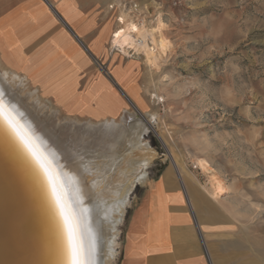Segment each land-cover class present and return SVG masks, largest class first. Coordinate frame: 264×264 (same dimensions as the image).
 I'll return each mask as SVG.
<instances>
[{
  "label": "rangeland",
  "instance_id": "1",
  "mask_svg": "<svg viewBox=\"0 0 264 264\" xmlns=\"http://www.w3.org/2000/svg\"><path fill=\"white\" fill-rule=\"evenodd\" d=\"M108 14L113 25L110 68L99 66L120 80L139 111L122 100L113 83L109 111L96 118L67 114L27 81L22 94L29 104L37 103L39 116L47 117L53 128L68 125L75 132L107 121L132 131L134 114L148 128L139 139L142 148L126 155L128 165L116 159L105 168L111 177L105 174L104 185L115 183L123 166L127 178L122 186L130 189L111 264L118 262L130 211L145 182L165 163L178 174L193 173L211 184L214 178L221 180L241 213L253 211L254 264H264L259 258L264 255V0H111ZM122 15L149 28L159 20L166 23L171 47L157 66L144 53H124L112 45ZM0 70L8 71L1 63ZM200 158L208 161L210 171L200 167ZM144 171L147 175L139 180Z\"/></svg>",
  "mask_w": 264,
  "mask_h": 264
},
{
  "label": "crops",
  "instance_id": "2",
  "mask_svg": "<svg viewBox=\"0 0 264 264\" xmlns=\"http://www.w3.org/2000/svg\"><path fill=\"white\" fill-rule=\"evenodd\" d=\"M110 2L1 0V65L69 115L96 118L108 112L112 83L138 110L107 72ZM212 187L165 163L130 211L117 264H254L253 211L241 213L229 191L216 195ZM259 258L264 261V255Z\"/></svg>",
  "mask_w": 264,
  "mask_h": 264
},
{
  "label": "bare ground",
  "instance_id": "3",
  "mask_svg": "<svg viewBox=\"0 0 264 264\" xmlns=\"http://www.w3.org/2000/svg\"><path fill=\"white\" fill-rule=\"evenodd\" d=\"M125 16L120 17L122 26L113 34L112 45L124 53L129 50L144 53L146 60L157 66L171 47L164 33L166 23L158 19V24L149 28ZM24 87L22 77L0 70V98L16 118L30 129L50 160L85 258L89 264H111L116 254L118 224L130 189L122 186L121 181L127 178L123 166L118 170V179L113 180L115 183L108 180L111 185H104L107 180L105 174L110 176L105 168L116 159H124L120 164L128 165L126 160L131 159L128 158L131 151L141 147L139 139L148 128L134 113L132 117L136 121L129 126L130 132L125 130V124V129L121 124V128L116 129L113 123L107 121L101 125H84V129L75 132H69L68 125L66 128L58 125L53 128L47 117L39 116L37 103L27 102L25 97L28 96L22 94ZM125 117L128 119V115ZM198 164L205 171L211 170V165L204 158L198 159ZM109 169L111 171V166ZM146 175L144 171L138 179L142 180ZM0 177L17 191L12 197V204L23 240V246H19L22 264H71L67 227L55 204L48 178L3 119H0ZM212 186L216 195L225 189L223 182L217 178L212 180Z\"/></svg>",
  "mask_w": 264,
  "mask_h": 264
},
{
  "label": "snow or ice",
  "instance_id": "4",
  "mask_svg": "<svg viewBox=\"0 0 264 264\" xmlns=\"http://www.w3.org/2000/svg\"><path fill=\"white\" fill-rule=\"evenodd\" d=\"M117 35H119V33H117ZM0 119L5 121L10 130L20 141L22 147L31 155L36 165L48 178L55 204L59 208L60 214L64 219V224L67 227L71 264H89V261L84 256L82 246L77 241L76 229L72 222V216L65 203L64 193L58 185L57 177L52 169L50 160L37 143V138L30 129L22 124L13 112L7 108L2 98H0Z\"/></svg>",
  "mask_w": 264,
  "mask_h": 264
},
{
  "label": "water",
  "instance_id": "5",
  "mask_svg": "<svg viewBox=\"0 0 264 264\" xmlns=\"http://www.w3.org/2000/svg\"><path fill=\"white\" fill-rule=\"evenodd\" d=\"M16 193L15 187L0 177V264H22L19 246H23V240L12 204V197Z\"/></svg>",
  "mask_w": 264,
  "mask_h": 264
}]
</instances>
